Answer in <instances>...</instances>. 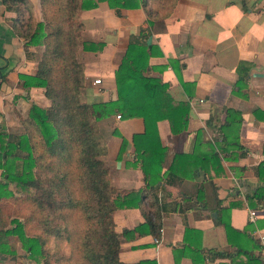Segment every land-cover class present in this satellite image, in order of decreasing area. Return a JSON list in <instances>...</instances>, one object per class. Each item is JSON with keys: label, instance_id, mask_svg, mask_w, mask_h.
Here are the masks:
<instances>
[{"label": "crops", "instance_id": "1", "mask_svg": "<svg viewBox=\"0 0 264 264\" xmlns=\"http://www.w3.org/2000/svg\"><path fill=\"white\" fill-rule=\"evenodd\" d=\"M142 4L114 10L100 1L78 14L82 41L102 44L100 50H78L83 65L80 103L116 99L114 70L127 44L137 42L153 46L142 74L166 83L174 103L188 104L181 131L172 133L167 120L156 122V135L166 149L161 173L174 155L184 157L172 161V172L180 180L175 178L171 184L161 180L153 189L145 186L138 164L129 165L134 161L131 138L143 132L142 119L116 118L115 113L97 121L106 145L100 159L108 169L110 185L120 195L139 191L142 199L140 207L116 208L112 214L119 239L118 260L192 264L189 253L200 248L203 261L198 264L245 262L244 256L234 255L236 247L227 242L223 226L214 223L217 210L236 230L251 225L245 234L252 243L242 245L252 256L264 259L258 239L264 234V198H246L256 189L264 190V180L256 172L264 159V0H143ZM31 21H41L39 0H0V154L10 152L12 160L26 149L24 144L21 150L13 146L12 137L25 134L22 120L30 106L43 109L49 105L42 87L26 86L21 78L34 75L43 49L25 45L14 30V25L25 30ZM226 109L237 111L240 121L226 129L224 137L221 126ZM122 139L125 145L118 159ZM2 163L0 158V201L10 203L25 190L4 177ZM154 194L166 207L159 237L135 232L124 238L123 229L144 222L141 210H149ZM249 211H254L251 221ZM11 226L8 223L4 229ZM14 242L15 256L0 257V264H39L26 252L18 256L20 246ZM208 249L226 256L208 255Z\"/></svg>", "mask_w": 264, "mask_h": 264}, {"label": "trees", "instance_id": "2", "mask_svg": "<svg viewBox=\"0 0 264 264\" xmlns=\"http://www.w3.org/2000/svg\"><path fill=\"white\" fill-rule=\"evenodd\" d=\"M100 1L114 10L143 5V0H39L41 21L29 22L23 31L14 25L25 45L43 47L34 75L21 78L26 86L42 87L49 105L43 109L31 105L27 118L22 120L25 134L12 137L13 146H19L20 150L23 144L26 146L24 154L14 155L13 160L6 150L0 154L4 159L1 164L4 177L25 190L23 196L10 203L0 201L1 260L15 256V239L36 263L124 264L118 260L119 239L112 214L116 208H138L142 199L139 191L130 190L120 195L109 183L108 169L100 159L106 152L105 140L97 126V121L109 114L116 113L123 119H142L143 132L131 138L134 161L129 165L138 164L147 188H155L161 180L164 184H171L175 178L180 180L172 172V161L184 155H174L167 170L161 173L166 149L156 135V122L167 120L172 133L181 131L186 126L188 104L174 103L166 92V83L142 74L148 67L153 46L127 44L114 70L115 100L89 104L78 100L83 85V65L78 59V50L102 48L100 43L82 41L78 14L80 10L96 7ZM239 121L237 111L226 109L221 126L224 137V131L233 124L238 126ZM124 145L122 139L116 158L119 159ZM263 170L264 159L256 170L259 180H264ZM246 198L262 200L264 190L256 189ZM148 207L146 212L141 210L143 223L122 230L124 238L133 237L135 232L159 237L161 213L166 207L155 194ZM222 213L217 210L214 223L223 226L227 242L235 245L234 255L246 258L245 262L235 264H264L262 257L252 256L242 245L252 243L245 234L251 225L248 223L243 230H236L228 220L222 219ZM8 223L11 228L4 229ZM206 251L208 255L226 256L224 252ZM189 255L192 264L203 261L200 248L193 249ZM132 264L155 262L141 260Z\"/></svg>", "mask_w": 264, "mask_h": 264}, {"label": "built area", "instance_id": "3", "mask_svg": "<svg viewBox=\"0 0 264 264\" xmlns=\"http://www.w3.org/2000/svg\"><path fill=\"white\" fill-rule=\"evenodd\" d=\"M94 83H99V79H95ZM119 116L117 115L116 118H118ZM254 217V211H249L248 212V218L250 219V221L252 220V218ZM258 239L261 242V250L264 253V234H261L258 236Z\"/></svg>", "mask_w": 264, "mask_h": 264}, {"label": "rangeland", "instance_id": "4", "mask_svg": "<svg viewBox=\"0 0 264 264\" xmlns=\"http://www.w3.org/2000/svg\"><path fill=\"white\" fill-rule=\"evenodd\" d=\"M16 204H17L18 206H20L19 203L16 202ZM17 250H18V256H22V254L25 253V251H24L21 247H19ZM26 253H27V252H26ZM39 264H42V261H41V262L39 261Z\"/></svg>", "mask_w": 264, "mask_h": 264}, {"label": "water", "instance_id": "5", "mask_svg": "<svg viewBox=\"0 0 264 264\" xmlns=\"http://www.w3.org/2000/svg\"><path fill=\"white\" fill-rule=\"evenodd\" d=\"M212 217H215V213H212Z\"/></svg>", "mask_w": 264, "mask_h": 264}]
</instances>
